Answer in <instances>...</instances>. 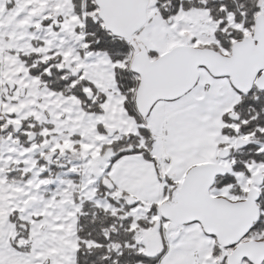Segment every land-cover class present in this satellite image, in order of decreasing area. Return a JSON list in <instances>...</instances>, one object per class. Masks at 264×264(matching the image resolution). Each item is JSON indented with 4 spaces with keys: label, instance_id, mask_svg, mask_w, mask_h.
Listing matches in <instances>:
<instances>
[{
    "label": "snow or ice",
    "instance_id": "6c2138e0",
    "mask_svg": "<svg viewBox=\"0 0 264 264\" xmlns=\"http://www.w3.org/2000/svg\"><path fill=\"white\" fill-rule=\"evenodd\" d=\"M0 264H264V0H0Z\"/></svg>",
    "mask_w": 264,
    "mask_h": 264
}]
</instances>
